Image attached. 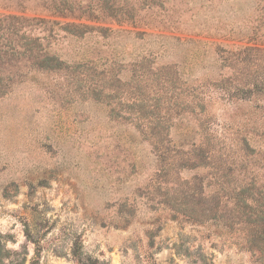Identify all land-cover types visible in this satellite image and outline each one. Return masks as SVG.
Segmentation results:
<instances>
[{"label":"rangeland","instance_id":"obj_1","mask_svg":"<svg viewBox=\"0 0 264 264\" xmlns=\"http://www.w3.org/2000/svg\"><path fill=\"white\" fill-rule=\"evenodd\" d=\"M130 7L132 24L106 16ZM0 14L107 29L50 41L68 75L5 67L0 264H256L221 189L264 191V84L234 89L264 75V0H0Z\"/></svg>","mask_w":264,"mask_h":264},{"label":"trees","instance_id":"obj_2","mask_svg":"<svg viewBox=\"0 0 264 264\" xmlns=\"http://www.w3.org/2000/svg\"><path fill=\"white\" fill-rule=\"evenodd\" d=\"M42 6L43 10H46L50 16L62 18L72 17L73 19L84 18L95 22L103 20L88 14L82 15L83 13L76 16L74 15V9L61 5L57 6L55 2L49 4L48 7ZM134 11L133 7H130L120 12L119 15L116 13H107L106 16H111L117 24H132L135 16ZM87 30L103 31L107 29L75 23H60L45 18H26L0 14V97L9 92L8 88L11 86L8 83L10 81V74L15 73L13 71L6 73L7 70L5 67L8 65L15 68L19 63H25L30 72H34L35 74L53 72L68 75L69 70L74 69L73 66L75 63L70 65L62 61L58 54L52 52L50 41L61 33V31L71 37H79ZM160 69L158 72H162L164 67ZM141 78L142 76H138V79ZM258 79L253 85H247L245 83L244 85L237 84L234 89L236 91L248 90L250 93L254 90L258 91V87L264 84V75ZM166 82L172 84L174 80L171 78L169 80L167 79ZM133 88L139 89L137 86L130 87L131 90ZM149 134H153V138H157L152 130L149 131ZM157 143L159 141L151 143V145L156 146ZM221 164L223 168H226V171H233L234 169L231 170V168H236L235 163L232 162H224ZM232 186L234 187L223 186L221 189V209L229 218L238 221L235 224H240L236 230L246 237L242 245L251 254L253 261L256 264H264V191L252 192V188L255 186L252 179H247L245 183L240 185L233 183ZM87 260L81 261L79 257L78 263L105 264L98 260L86 263Z\"/></svg>","mask_w":264,"mask_h":264}]
</instances>
